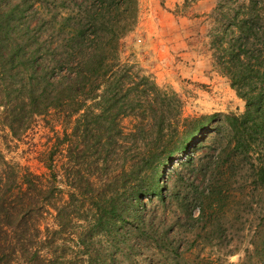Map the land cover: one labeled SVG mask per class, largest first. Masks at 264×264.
<instances>
[{"label": "rangeland", "instance_id": "1", "mask_svg": "<svg viewBox=\"0 0 264 264\" xmlns=\"http://www.w3.org/2000/svg\"><path fill=\"white\" fill-rule=\"evenodd\" d=\"M79 1L4 0L2 10L9 9L14 16L10 26L15 32L10 37L23 39L31 35H21L28 33L27 28H36L34 34L55 47L65 33L54 22L63 17L75 21L81 10ZM157 1H137L136 23L121 40L119 57L122 63L133 65L127 67L133 77L129 84L136 85L140 75L150 76L162 89L165 103L178 104L183 118L243 114L246 102L213 56L214 10L187 25L182 19L190 18L186 7L193 0H183L174 9L165 8V0H159L162 13L155 11ZM189 29L195 33L187 34ZM44 55L45 60L39 59L37 65L53 62L51 52ZM16 71L19 74L13 80L10 73L0 77V196L12 212L25 216L23 227L29 232L30 246L40 247L43 255L52 258L54 251L63 253L61 264H79L80 238H86L96 218L93 202L99 196L120 194L119 202L125 200L129 207L127 220L100 231L99 227L92 246L100 249L103 261L264 264V186L257 180L258 154L228 158L222 154L224 141L212 144L214 132L208 128L165 168L160 180L163 199L130 204L131 176L122 179L123 173L130 174L150 146L163 152L174 147L182 126L168 121L162 139L155 140L159 119H152L144 130L133 113L119 115L113 129L106 120L74 124L65 118L54 93L34 104L23 99L18 88L27 74L23 69ZM4 87L10 89L8 96ZM140 96L134 97L139 100ZM173 110L165 113L167 120L176 119ZM221 156L224 163L212 165ZM190 157L194 159L188 161ZM143 222L161 230L165 247L155 249L139 235L135 226ZM124 234L127 241H119Z\"/></svg>", "mask_w": 264, "mask_h": 264}, {"label": "trees", "instance_id": "2", "mask_svg": "<svg viewBox=\"0 0 264 264\" xmlns=\"http://www.w3.org/2000/svg\"><path fill=\"white\" fill-rule=\"evenodd\" d=\"M3 1L0 0V77L10 73L13 80L18 73L16 69H23L27 77L18 92L24 94L22 98L29 104L50 99L54 93L68 121L79 124L106 120L111 129L117 124L119 115L133 113L139 119L141 129L158 118L155 123L159 135L155 140L162 139L168 121L169 125L182 126L174 147L163 152L150 146L130 174L123 173L122 179L131 176L132 186L127 198L130 204L143 205L152 198L163 199L160 180L165 168L208 128L214 132L212 144L224 141L222 154L225 152L228 158L237 154L252 157L258 154L255 157L257 180L264 186V154L260 155L264 149V0H219L214 9L216 26L210 33L213 56L221 73L229 78L231 86L246 102L245 112L184 118L178 104L165 103L162 89L150 76L140 75L136 85L129 84L133 79L130 74L133 65L122 63L119 53L123 36L136 23L138 0H80L81 10L75 21L73 17H63L62 21L56 22L55 17L51 20L59 32L65 33L53 48L34 34L36 28H27L28 33L21 34H31L28 37L12 39L10 35L15 31L10 24L14 16L11 10H2ZM48 52L52 53L53 62L37 65L39 59L45 60L43 53L48 56ZM36 66L41 68L38 70ZM3 89L8 96L9 87ZM137 95L144 100H136L134 96ZM178 102L181 103L179 99ZM172 108L178 115L174 120H167L165 113ZM36 113L41 112L36 110ZM139 113L147 116L141 117ZM192 159L190 157L188 161ZM223 159L221 156L212 165L224 163ZM118 196L112 194L106 199L99 196L93 202L96 218L86 238H80L79 243L83 246H78L76 251L81 258L79 264H116L114 259L103 261L100 249H92V246L99 227L98 231L127 220L129 207L124 205L125 200L119 202ZM100 203H104L103 207ZM9 208L0 196V264H61L63 253L57 255L54 251L52 258L49 254L43 255L40 247L33 248L28 244L30 235L23 227L25 216L20 217ZM146 223L135 226L139 235L147 238L149 245L154 244L155 249L165 247L167 242L161 230L149 223L145 229ZM119 241L126 242L127 235Z\"/></svg>", "mask_w": 264, "mask_h": 264}, {"label": "crops", "instance_id": "3", "mask_svg": "<svg viewBox=\"0 0 264 264\" xmlns=\"http://www.w3.org/2000/svg\"><path fill=\"white\" fill-rule=\"evenodd\" d=\"M182 2L183 0H165V5H166L165 8L174 9L176 6L181 5ZM216 5H217L216 0H198L191 2V4L186 7L189 10L190 18L184 17V19L182 20L185 21L187 25L196 23L198 19L197 16L202 17L204 14H209L215 9ZM155 11L157 13H162L163 11V6H160L159 0L155 2ZM194 33L195 32L191 31V29H189L187 32V34L189 35Z\"/></svg>", "mask_w": 264, "mask_h": 264}]
</instances>
